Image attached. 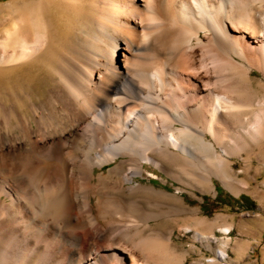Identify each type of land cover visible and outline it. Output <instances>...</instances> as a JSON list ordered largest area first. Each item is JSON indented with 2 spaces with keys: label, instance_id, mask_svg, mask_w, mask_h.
Instances as JSON below:
<instances>
[{
  "label": "bare ground",
  "instance_id": "obj_1",
  "mask_svg": "<svg viewBox=\"0 0 264 264\" xmlns=\"http://www.w3.org/2000/svg\"><path fill=\"white\" fill-rule=\"evenodd\" d=\"M242 152L264 167V0L0 4V264H185L179 219L225 261L230 225L134 178L237 194Z\"/></svg>",
  "mask_w": 264,
  "mask_h": 264
},
{
  "label": "rangeland",
  "instance_id": "obj_2",
  "mask_svg": "<svg viewBox=\"0 0 264 264\" xmlns=\"http://www.w3.org/2000/svg\"><path fill=\"white\" fill-rule=\"evenodd\" d=\"M10 1L0 0V4H7ZM257 83L254 81L253 85L260 92ZM207 140L210 138L207 137ZM241 156L242 158L231 159L234 185L240 191L237 194L228 191L216 178H213V192L200 193L193 188L174 182L151 164H145L146 170L143 174L134 178L135 181L153 184L157 189L170 193H179L175 188H181L179 195L183 196L184 206L189 211L196 210L199 216L215 221L218 244L224 239L219 228L225 225L234 226L229 237L230 246L227 248L229 257L225 259V262L214 254V245L208 248L204 243L194 240L192 232L185 231V227L194 229V222L179 219L161 223L157 228L165 231L173 230L175 244L180 251L188 253L185 264H211V259H214L217 264H264V167L259 168L261 165L254 155L249 157L247 153L242 152ZM243 160H248L250 166H247ZM247 168L249 172L246 176L242 173L237 176L239 171ZM100 172L96 169L95 174L98 175ZM242 184H245L249 191L241 192Z\"/></svg>",
  "mask_w": 264,
  "mask_h": 264
},
{
  "label": "crops",
  "instance_id": "obj_3",
  "mask_svg": "<svg viewBox=\"0 0 264 264\" xmlns=\"http://www.w3.org/2000/svg\"><path fill=\"white\" fill-rule=\"evenodd\" d=\"M234 228V226L233 225H231V230Z\"/></svg>",
  "mask_w": 264,
  "mask_h": 264
}]
</instances>
